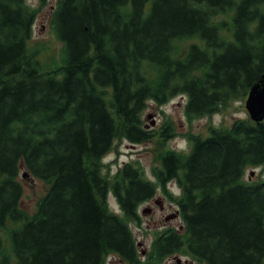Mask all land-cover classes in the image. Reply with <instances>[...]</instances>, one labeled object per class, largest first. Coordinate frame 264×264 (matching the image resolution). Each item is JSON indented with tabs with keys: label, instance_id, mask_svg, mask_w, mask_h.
Masks as SVG:
<instances>
[{
	"label": "trees",
	"instance_id": "obj_1",
	"mask_svg": "<svg viewBox=\"0 0 264 264\" xmlns=\"http://www.w3.org/2000/svg\"><path fill=\"white\" fill-rule=\"evenodd\" d=\"M35 15L25 0H0V264H148L129 223L157 189L183 233L163 231L151 248L196 264H264V182L242 180L264 172V121L188 134L187 153L160 154L154 182L131 164L109 182L100 166L115 139L151 140L148 102L186 96L192 121L246 97L264 74V0H57L64 58L48 71L29 44ZM21 167L48 186L32 215L20 207Z\"/></svg>",
	"mask_w": 264,
	"mask_h": 264
},
{
	"label": "rangeland",
	"instance_id": "obj_2",
	"mask_svg": "<svg viewBox=\"0 0 264 264\" xmlns=\"http://www.w3.org/2000/svg\"><path fill=\"white\" fill-rule=\"evenodd\" d=\"M25 1L36 14L32 26L33 32L29 43L30 47L39 50L38 60L43 70H54L57 66L62 65L64 58L63 45L56 39L51 27L52 14L57 0H46L45 3H41L40 0ZM220 19L227 20L228 18L221 17ZM187 45H189L188 42L183 43L182 47H186ZM186 100V96H177L162 106L148 102L146 109L141 115V119L143 127H147L146 130L153 134L151 140L143 144H131L123 138L115 139L111 150L100 160L103 177L109 182L113 181L120 169L126 164H131L141 170L145 179L154 182L152 174L153 170L160 166V154L167 151L187 153L189 145L186 136L188 134L206 136L210 127L228 128L235 120H249V116L244 108L245 98L235 100L224 110L216 114L192 121H188L185 117L184 107ZM166 128H170L168 134L171 135L168 139L162 137L163 130ZM23 173H26V171L21 167L18 175V181L23 188L20 207L27 214L32 215L36 210L37 203L46 194L48 186L35 178L28 176L22 178ZM242 180L244 183L250 185L262 183L264 182V172L261 167L247 169L244 172ZM167 187L173 193V198L178 197L180 191L175 183L171 182ZM162 193L161 189H157L155 197L164 200L162 211L159 210L158 205L156 206L153 203L154 201L145 202L139 206L137 211L139 223H129L141 262H144L146 258L144 255L142 256V253L151 248L152 242L159 234L166 230H183L180 217L171 221H165L167 216L176 212L177 206L174 202L166 199ZM107 204L111 212L121 216L112 193H109L107 197ZM145 209H150L151 212L149 210V213L142 214V211ZM180 233H183V231H180ZM174 254L181 256L178 252ZM165 258L161 263H167ZM184 259L196 264V261L182 256V261H185ZM105 264L124 263L120 262L118 257L111 255L106 259Z\"/></svg>",
	"mask_w": 264,
	"mask_h": 264
},
{
	"label": "water",
	"instance_id": "obj_3",
	"mask_svg": "<svg viewBox=\"0 0 264 264\" xmlns=\"http://www.w3.org/2000/svg\"><path fill=\"white\" fill-rule=\"evenodd\" d=\"M244 105L252 122L257 124L264 121V74L250 87ZM144 128L147 129V127ZM26 177L27 173H23L22 178ZM143 213H149V210Z\"/></svg>",
	"mask_w": 264,
	"mask_h": 264
},
{
	"label": "flooded vegetation",
	"instance_id": "obj_4",
	"mask_svg": "<svg viewBox=\"0 0 264 264\" xmlns=\"http://www.w3.org/2000/svg\"><path fill=\"white\" fill-rule=\"evenodd\" d=\"M169 190V189H168ZM168 190H166L167 191V193L169 194V195H171L172 196V194L168 191ZM164 196H165V198L166 199H168L169 197H168V195H166V194H163ZM180 194H178V196H179ZM156 197V194H155V196L153 197V198H151L150 200H148L147 202H150V201H154L153 203L159 208V210L160 211H162L163 210V208H164V206H163V203H164V200H161V199H159V198H155ZM150 212H151V210H150ZM180 216H179V214L177 215V212H175L174 214H171V215H169V216H167L166 217V219H165V221L167 220V221H171V220H174V219H177V218H179ZM178 232H180V231H183L182 229H180V230H177ZM141 254V253H140ZM174 254V253H173ZM163 255L161 252H160V249L159 248H148L144 253H142V256L144 255V257H146V258H148L149 256H151L150 258V262L148 263V264H163V263H161L162 262V260L165 258L166 260H167V263L166 264H193V262L192 261H187L186 259H184L185 261H182V256H180V255H178V254H174V255ZM156 255L158 256H160V255H162V257H161V260L158 262V263H155L156 261H155V259H154V257H156ZM119 260H120V262H122V263H124V264H129V263H127V262H125V261H123V260H121L120 258H118ZM106 261V260H105ZM104 264H105V262H104Z\"/></svg>",
	"mask_w": 264,
	"mask_h": 264
}]
</instances>
